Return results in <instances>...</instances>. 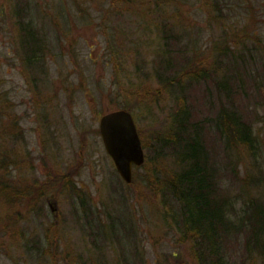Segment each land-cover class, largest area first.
Masks as SVG:
<instances>
[{
    "label": "rangeland",
    "instance_id": "1",
    "mask_svg": "<svg viewBox=\"0 0 264 264\" xmlns=\"http://www.w3.org/2000/svg\"><path fill=\"white\" fill-rule=\"evenodd\" d=\"M28 1L32 3L28 10L30 19H34L48 40L45 62L37 64V74L30 70L32 77H38L33 79L17 52L19 32L12 18V1L0 0V100H9L12 130L19 133L15 120L22 128L19 140L10 136V143L5 145L13 163L9 165L7 178L25 187L30 182L36 183L47 194L34 205L24 202L18 208L0 206V215L9 211L1 221L6 220L5 225L0 222V264L91 263L89 259L97 253L92 241L97 228L94 225L93 232L91 224L86 223V208L71 182L82 189V197H86L87 207L93 208L90 212L94 218L107 222L112 217L121 225L115 224L120 227L117 235L126 234L123 245L114 241L113 245L103 247L101 252L109 263L118 264V259L126 255L128 262L136 264H195L190 246L180 240L179 231L165 216L154 187L146 181L148 169L139 167L135 181L124 182L100 132L103 113L121 108L118 103L122 99L132 102V113L152 170L155 153L162 156L171 153L170 147L161 146L156 139L169 130V110L175 103L171 95L164 94L161 101L152 102L158 83L150 79L142 90H149V95L140 98L131 92L134 88L126 85V78L142 58L126 43L122 45L123 50L130 52L124 64L127 73L119 78L105 31L98 26V4L101 10L107 0ZM218 1L224 8L220 17L210 0L182 1L187 23L194 26L195 60L201 59L200 65L217 66L214 54H218L215 51L210 55L212 48L222 49L219 46L226 41V46L238 52L245 53L248 49L254 63L247 71L240 62L235 70L232 65L228 70L222 65V74L214 71L208 80L193 83L186 96L193 107L192 120L206 119L201 133L213 147L212 153H219L224 191L245 199L244 191L264 195V0ZM84 2L89 6L88 18L77 10V5ZM144 55L147 62L141 64L152 67L154 55L149 50ZM230 76L234 87L242 85L238 86L239 91L233 87L227 98L216 83ZM130 80L138 83L133 77ZM119 81L127 86L129 94L117 84ZM222 105L243 111L242 115L258 133L260 153L255 159L263 172L256 183H263L262 188L248 184V174L250 179L260 176L250 157L241 156L237 163L239 171H232L236 157L226 158L215 121L209 120L217 116ZM169 158L158 163L164 174L172 169ZM55 206L57 209L53 211ZM49 230L50 238L43 239V243L42 238ZM129 232L131 240L127 237ZM99 240L100 244L106 243L101 237Z\"/></svg>",
    "mask_w": 264,
    "mask_h": 264
},
{
    "label": "trees",
    "instance_id": "2",
    "mask_svg": "<svg viewBox=\"0 0 264 264\" xmlns=\"http://www.w3.org/2000/svg\"><path fill=\"white\" fill-rule=\"evenodd\" d=\"M11 1L14 7L12 18L19 32L17 52L23 66L28 68V75L32 77L30 70L37 74L35 67L46 57L48 40L41 28L36 26L34 19H30L32 17L28 14V10L31 1ZM107 1V5L102 3L101 10L98 4V26L105 31L108 49L119 78H123L127 73L124 64H127L130 52L123 50L122 45L126 43L128 48L136 49L142 58V61L135 64V70L126 78V85L134 88L131 92L140 98L149 95V90L145 92L142 90L147 80H155L158 87L153 89L152 102L161 101L164 94L171 95L175 102L169 110L168 132L166 135L156 137L161 142V146L171 148L170 156L155 153L152 158L154 162L152 170L149 168L150 161L147 156L141 165L149 171L145 176L146 181L148 180V183L154 187L160 204L165 209V216L179 231L180 240L190 246L189 252L195 264H246L244 262L246 259L248 264H264V195L260 194L261 197L249 195L244 191L245 199H242V196L235 198L233 194L224 191L225 186L219 174L222 166L221 163L218 164L219 153H212L213 147L207 144L206 138L202 136L206 119L192 120L193 107L188 103L186 96V90L193 83L208 80L214 71L222 74V65L225 70L231 65L236 69L240 62L241 67H245L243 69L247 71L249 65L254 63V60L248 56L249 50L247 49L245 53L238 52L231 46H226L227 42L224 41L225 43L219 46L222 49L217 50L218 46H215L210 54L217 51L218 56L214 54V58L217 57V66L202 63L200 65L201 59L195 60L196 39L192 37L194 26L189 27L187 23L185 4L182 3L185 0ZM210 1L214 4L212 8L216 15L220 17L224 11L221 3L218 0ZM77 8L83 17L88 18L90 11L87 13L89 6L85 5V2L77 5ZM145 50H149L154 55L152 67L149 64V66L141 64L147 62ZM223 57L229 58V61ZM131 77L137 79L138 83L132 82ZM230 79L231 76L225 77L216 83L217 89L225 92L227 98L230 97L234 87ZM123 81L125 83V79ZM124 83L119 81L117 84L129 94ZM241 85H238L239 88ZM238 86L234 87L236 91H239ZM125 97L127 96L122 98ZM144 101L147 103V99ZM118 105L130 111L134 109L133 103L127 99L120 100ZM7 108H10L9 100L2 98L0 100V206L18 208L24 202L34 205L44 200L47 194L44 187L37 186L33 182L25 187L12 183L7 178L9 165L13 163L5 145L10 143V136L18 141L22 131L16 120L15 128L19 133L12 130L11 125L14 123H10L11 116ZM242 114L243 111L235 106L233 109L222 105L217 116L209 120L215 121L216 134L221 144L224 143L226 158L236 157L233 167L231 166L232 171H239L237 163L241 156H244L252 159V165L257 166L260 175L263 169L259 160L255 159L260 153L259 136L257 132L255 133L253 125ZM3 117L9 120L5 121ZM159 155L160 159H158ZM165 157H170L172 169L170 173L164 174L158 168V163ZM141 166L134 168V178L131 183L135 181L136 170ZM250 176L251 174L247 176L249 186L263 187V183H256L262 179L261 175L256 178L252 176V179ZM71 184L73 191L80 197L83 208H86V223L91 224L90 228L93 232H95L94 225L97 228V234L92 238L97 253L89 259L90 264H111L101 251L107 244L113 245L117 242L123 245L126 234L120 235L121 237L117 235L116 232H119L120 227H116L115 224L119 222H115L112 217L107 222L102 221L101 218H94L90 212L93 208L87 207L86 197H82V189L74 182ZM8 213L9 211L0 215V222ZM5 222L6 220L1 223L5 225ZM46 234L42 242L43 239L50 238L51 230ZM99 237L106 243L100 244ZM127 237L131 240L132 232L127 233ZM98 253L101 256H97ZM121 258L118 259V264H122V261L123 264H136L128 262L126 255Z\"/></svg>",
    "mask_w": 264,
    "mask_h": 264
},
{
    "label": "water",
    "instance_id": "3",
    "mask_svg": "<svg viewBox=\"0 0 264 264\" xmlns=\"http://www.w3.org/2000/svg\"><path fill=\"white\" fill-rule=\"evenodd\" d=\"M100 132L108 153L127 183L134 178V168L146 160L145 148L132 111L108 110L100 118ZM57 207H53L55 211Z\"/></svg>",
    "mask_w": 264,
    "mask_h": 264
}]
</instances>
